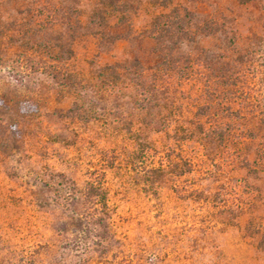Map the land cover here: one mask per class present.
Segmentation results:
<instances>
[{
	"label": "rangeland",
	"instance_id": "rangeland-1",
	"mask_svg": "<svg viewBox=\"0 0 264 264\" xmlns=\"http://www.w3.org/2000/svg\"><path fill=\"white\" fill-rule=\"evenodd\" d=\"M96 2L0 0V52L4 54L0 92L14 100L30 91L31 99L26 98L30 100L24 104H37L36 114L26 123L20 118V123L13 124L0 113V264H264V160L256 173L240 175L250 192L242 194L248 201L245 205L232 191L223 195L220 190L214 196L217 183L200 175L167 174L162 185L150 189L141 169L155 164L158 157L146 148L143 158L145 133L140 131L139 112L126 110L128 96H97L89 89H69L39 72L29 75L23 85H15L7 69H1L9 62L23 64L20 51L35 61L43 58L26 49L33 28L46 19H56L42 7L76 9L71 18L81 21L73 31L54 26L45 36L70 43L74 50L68 60L70 68L87 74L96 65L122 61L130 53L147 58L154 39L142 28L156 13L172 6L178 7L180 15L191 14V22L226 15L236 18L245 35L261 34L264 0L245 4L237 0H119L116 6L126 9L128 21L117 20L122 13L114 12L115 17L101 28L88 22ZM192 28L193 24L189 30L194 32ZM119 35L129 39L118 43L108 39ZM192 35L195 40L185 42V49L222 51L219 34ZM260 78H264L261 72ZM111 106L119 108L124 117ZM261 132L264 135V128ZM166 140L162 135L156 137L158 144ZM50 172H64L79 187L92 181L106 188L110 240L90 237L86 246L73 245L83 232L70 222H66V231L61 228L64 217L53 205L55 193L41 183ZM193 180L199 186L196 190L191 187ZM37 198L51 205L40 207ZM222 198L229 201L223 204Z\"/></svg>",
	"mask_w": 264,
	"mask_h": 264
},
{
	"label": "trees",
	"instance_id": "trees-1",
	"mask_svg": "<svg viewBox=\"0 0 264 264\" xmlns=\"http://www.w3.org/2000/svg\"><path fill=\"white\" fill-rule=\"evenodd\" d=\"M118 1L97 0L88 15V22L101 28L110 17H115L114 12L122 13L117 20L128 21L124 14L126 9L117 8ZM237 1L245 4L251 0ZM42 8L56 19H46L39 24L41 26L35 22L38 26L33 28L32 42L27 41L29 46L26 49L44 56L35 61L25 51H20L19 56L25 61L23 64L15 66L9 62L5 67L1 66L3 71L7 69L12 83L23 85L29 75L39 72L69 89L96 91L97 96H128L126 110L139 112L140 131L145 133L143 158L147 154L146 148L153 150L158 157L155 164L141 169L144 183L150 189L162 185L167 174L181 176L188 173L216 182L214 196L220 190L223 195L232 191L235 199L247 204L242 194L250 192L246 191L244 176L240 175L256 173L264 160V135L261 132L264 128V78L258 80L260 72L264 76V18L261 34L245 35L235 17L206 16L191 22V14L180 15L178 7L172 6L156 13L142 28L143 33L154 39V46L146 51L147 58L130 53L122 61L96 65L85 74L69 66L68 60L74 53L70 43H60L45 36V31L54 26L73 31L81 21L71 18L70 13L76 9L57 5ZM42 8L38 10L40 15ZM192 24L194 32L189 30ZM192 34H219L224 43L222 51L215 53L201 47L185 49V42L195 40ZM37 35L42 38L36 39ZM108 39L118 43L129 38L119 35ZM0 53L2 60L4 54ZM46 58L52 63L44 62ZM27 93L30 91L11 100L0 92V113L13 124L20 123L21 119L26 123L36 114L37 104H24L31 99ZM111 107L121 118L124 117L121 110L117 111L119 108ZM127 132L130 133L131 128ZM151 135L154 137L150 139ZM161 135L167 138L164 144L156 141ZM41 181L55 193L53 205L64 217L61 228L66 231V222H70L76 230L82 229L83 237L79 243L73 244L75 247L86 246L90 237L99 240L112 238L105 187L92 181L79 187L64 172H50L48 178ZM191 185L192 190L199 188L195 180ZM224 199L219 201L226 204L229 200ZM36 204L40 207L51 205L39 198Z\"/></svg>",
	"mask_w": 264,
	"mask_h": 264
}]
</instances>
